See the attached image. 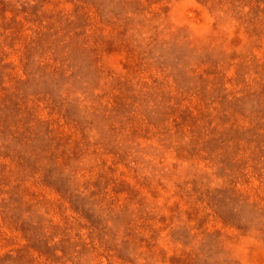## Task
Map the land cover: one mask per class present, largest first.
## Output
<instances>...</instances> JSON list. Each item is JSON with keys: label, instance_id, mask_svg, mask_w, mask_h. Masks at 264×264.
<instances>
[{"label": "rangeland", "instance_id": "obj_1", "mask_svg": "<svg viewBox=\"0 0 264 264\" xmlns=\"http://www.w3.org/2000/svg\"><path fill=\"white\" fill-rule=\"evenodd\" d=\"M0 264H264V0H0Z\"/></svg>", "mask_w": 264, "mask_h": 264}]
</instances>
